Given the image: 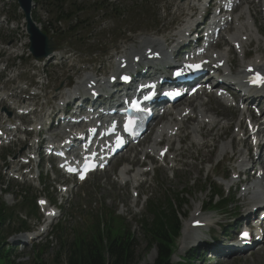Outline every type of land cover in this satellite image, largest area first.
<instances>
[{
  "label": "rangeland",
  "instance_id": "374dc122",
  "mask_svg": "<svg viewBox=\"0 0 264 264\" xmlns=\"http://www.w3.org/2000/svg\"><path fill=\"white\" fill-rule=\"evenodd\" d=\"M96 1L97 0H74L76 6L80 7L82 10L81 13L78 15V18L80 19V21L88 22V24L84 25L81 28L82 31L81 35L82 37L88 38L86 41L88 42L89 46L87 47L79 46L77 41H73L76 44V48H77V52L75 53L76 57L70 58L65 62L60 61L61 67L58 68L52 67L51 64H49L46 68L43 67L38 68V72L40 76L38 79L34 78L36 72L33 71V69H35V67H37L38 65H36V63L31 61L29 58H27V56L23 57L21 60H16L15 59L16 54L13 53V50L15 49L13 48V46L17 47L21 45L22 43L20 42V40H24L25 36L11 34L10 37H12L13 39L9 42V39H5L6 35L1 33L2 30H0L1 33L0 60L4 65L8 63L9 66H16L19 70L18 73L8 72L7 74L1 76L0 89L5 87L6 85L15 84L20 80L32 81V84L38 85L37 91L42 93L45 92L48 95V99L53 103V101H56L58 99L57 96L60 95L61 83L68 84L69 82H71L72 77L74 78L83 77L84 75L82 70L83 65L79 63L88 62L89 66L91 67L101 66L103 68L101 72H103L106 63L110 64L112 61V59L110 58V54L112 53V51L118 50L121 52L123 50L124 44H122L121 36L123 37L124 35V37H128L126 35L128 28H127V24L122 19L99 20L98 18H96L98 15H102L105 18L109 16V14L104 12L103 10H101L98 13V9H94L93 3ZM105 1H108L109 3L111 2L115 3V5L119 8L120 11L124 10V6L127 3V0H119L118 2H114L115 0H105ZM172 2L176 3V0H173ZM167 4L168 3H166V0H162V1L153 0V3L151 2L149 4V8L151 9L152 12L151 18L155 19V15H157V17L165 16L167 13H164L162 10L159 11L158 7L166 6ZM66 9H68V6H66ZM171 19L172 16H170L167 19L162 18L160 19L161 20L160 22H156L153 19H148L143 26L145 28L156 27V30L161 29L160 33L162 35H160L159 38L161 37V39L165 41L167 39L166 31L171 27V24L173 22L170 21ZM71 23L72 22H70V24ZM144 32L147 33V31ZM66 39H68V37L64 36L63 40ZM135 42L136 40H133L134 44ZM11 44H13V46ZM255 46H256V50H258V47H260L261 45L260 43L257 45L253 43L252 52L254 55L257 56L255 52ZM112 47H114V49H111ZM6 48H9L10 50L7 51L5 50ZM105 48L107 50V52H105L107 53V56L106 58H103L102 57L103 50ZM19 53L27 54V49L23 48L22 50H20ZM64 53H62L61 55H65ZM259 53L261 54L262 57H264V45L261 46ZM57 77L59 79L58 81H56ZM57 85L58 87H54ZM58 89H59V94L57 93ZM39 102L41 104L44 103L42 100H39ZM1 111L2 108L0 107V112ZM0 117H4V116L0 114ZM190 123L192 124L191 125L186 124V125L187 126L194 125V122H190ZM32 127L33 128L35 127L34 124ZM217 137L218 135L216 136V138ZM150 140L147 139L146 144L148 143V141L150 142ZM188 142L189 140L186 141V143ZM148 145L151 144L148 143ZM148 145L144 146V148H146ZM172 145H173L172 150L174 151L173 154H175L177 147H175L174 143H172ZM21 148H23V146H21ZM143 149L138 152L141 153ZM11 152H12L11 147L0 150V188L1 186H3L4 183L11 190H13L12 191L13 193L11 195H6L3 197L4 201L10 208L15 207L16 205H20L22 203V201L19 199V192L25 191V188L21 189V187H17L16 184L10 183V178L8 176L7 170L11 167L16 169L17 166L10 161L11 157H9L6 160H4V157L6 154ZM217 152L221 153V146L218 147ZM26 155L27 153L23 152V156L26 157ZM134 155L136 154H134V151H132L126 157L119 159L114 164L113 169H111V171L107 175L100 174L99 176L93 177L90 184H88L86 187L82 189L80 193V198L77 201V204L74 206L72 212L73 216H71L69 213L66 215L64 224L61 227V233L59 237L56 240L55 239H50L49 241L44 240L39 245H36L33 248L26 249L25 254L19 259V261L23 264H35L37 263L36 260H40V262H43L45 264H66V252L68 251V245L73 243V241L75 240V235H77L78 233H82V234L86 233L85 236L86 235L93 236L95 234L94 227L97 226L98 223L102 224L103 221L106 222V220L109 217H111L112 213H114V216L116 218H120L121 220H123L125 224L129 223L130 222L129 219L126 220L127 214L125 215L124 213L123 217L121 215L123 214L122 212L123 203H126V201L130 198L131 193L133 191L132 183L126 186L121 185L119 183L121 187L120 188L119 185L113 183L114 182L113 176L116 173V170H118L127 159L133 158ZM156 155L157 152L152 154L151 157H147L146 158L147 160H145V157L141 153V156L139 155L136 160L141 159V157L143 156L145 161L142 160L143 159L142 158L141 160L143 162L140 160L139 163L145 164L147 161H149V159L152 162H155L154 160L156 158ZM213 165H214V161L211 163L210 166ZM184 166L187 168L189 167L188 170L186 169L187 172L192 174L189 177H186L185 174L174 175L173 171L171 170L167 171L166 174L163 173L156 174L157 178L155 179L153 178L152 173L149 174L145 178L146 184L144 186V190L142 192V196L140 198V202L137 206V209L134 208L133 210L135 213L134 212L130 213L129 211L128 214L130 213L131 216L135 215L138 210L141 211L140 214L143 218L150 220L151 214L148 210L151 208V205L158 204L167 207V201H173L174 208L179 213L178 217L180 222H182V225L183 223L185 224L187 222L186 218L190 217V214L195 209H197L196 208L197 206H199L202 203L205 206L207 203H209V194L207 192V188L204 185L209 186L212 180H207L206 182L205 179L207 172L205 170L202 171V169L199 166H196V170H200V172H197L196 170L192 171L190 169V166L186 162L184 163ZM51 168H53L52 171ZM23 169H25V167ZM137 170L131 172V175L133 176ZM215 170L217 172L220 171L224 173L226 170V162H224L223 167H221L220 169L216 168ZM43 172L49 177H54L56 179L59 178L58 177L59 172L56 166L48 165ZM175 173L177 172L175 171ZM199 173H200V179H196V177H198L197 174ZM174 178L175 180H172ZM196 180H199V184L196 183ZM140 182L142 181H139L138 184H140ZM136 187L137 186L135 185V188ZM202 189L203 191L201 192L200 190ZM177 195H180L179 198L183 202L182 207H179L176 201ZM21 196H24V194ZM144 196H146V200H147L146 204L149 206L148 207L149 209L147 208V210H142L143 207L142 203ZM101 212H103V216H101ZM217 214L218 213H214V215ZM136 221L138 220L134 219V222L130 224V228L135 231V236L138 243V246H136V251H137L136 255L140 257L139 264H152L153 262L156 261L158 257L157 249L156 247L152 248L151 250L147 248L146 241L141 235V231L140 229H138L139 224ZM61 236H63V239H61ZM65 244H67V246L66 248L63 249ZM42 245L44 246V248L41 247ZM178 255L180 254L178 253ZM181 256L182 255H180L179 257ZM179 260H180L179 258H174L172 259L171 264H178L177 262ZM228 264H264V252L253 253L250 257L234 258Z\"/></svg>",
  "mask_w": 264,
  "mask_h": 264
},
{
  "label": "trees",
  "instance_id": "16d2710c",
  "mask_svg": "<svg viewBox=\"0 0 264 264\" xmlns=\"http://www.w3.org/2000/svg\"><path fill=\"white\" fill-rule=\"evenodd\" d=\"M173 208L168 210L153 211L154 218L151 222L143 223V238L146 241L147 248L151 250L156 247L158 257L153 264H170L171 242L173 236H178L180 225ZM8 209L0 204V226L4 224ZM109 231L95 234L87 242L81 239L83 235H77L74 242L68 245L66 252V264H139L136 246L137 239L130 231L119 229L114 232L111 227ZM127 232V233H125ZM64 245L63 249L66 248ZM35 264H45L36 260ZM0 264H16L11 259V253L0 246Z\"/></svg>",
  "mask_w": 264,
  "mask_h": 264
},
{
  "label": "bare ground",
  "instance_id": "6f19581e",
  "mask_svg": "<svg viewBox=\"0 0 264 264\" xmlns=\"http://www.w3.org/2000/svg\"><path fill=\"white\" fill-rule=\"evenodd\" d=\"M252 3L253 2H248V4H252ZM263 6H264V4H263ZM187 7L190 8V9H194V6H185V5L184 6H178V9L179 10H183V9H185ZM253 12L254 13L257 12L256 7L253 8ZM250 15H251L252 19H254V16L252 15V11L251 10H249V16ZM249 16H248V18H249ZM232 24L235 25V28L234 29L237 30L236 33H234L232 35V39H234V42H239L241 44V46H242L241 54H243V57H241L240 59L243 62L244 61V57L246 56L245 47H247L246 46L247 43H244L242 41L243 36H248V37H250V39L253 38V40L257 44L260 43V40H259V37L254 32V30H252L249 20H247V22H245V21L237 22V20H233ZM143 40L144 41H142V43H147V45L149 47L155 46V47L151 48V49L154 50L153 51L154 53L155 52H161L160 49H163V46H162V44L159 41H156V42L150 41L149 38H144ZM140 54H144L141 49L137 50L134 55H127L126 54V55L122 56V58L123 59H127V58H130L131 59V58H133L135 56H138ZM50 58H54L53 55ZM50 58H48L47 60H51ZM225 59H226V56L223 55V54H221V55H219V59L217 60V62H220V61L225 60ZM256 59L254 61H252L249 66L254 65V66H257V69L264 70V63H261L260 57H257ZM258 60H260V61L258 62ZM90 81L91 80H89L88 83ZM204 106H205V104L202 103V104L197 105L196 107H193V103H188V106L186 108L187 109L192 108L191 113L188 114L187 116H185L184 118L179 119V120H178L177 117H180L182 115V113L185 111V109L183 111L175 110L174 113H173V114H175L174 115L175 118H172L171 121H169V123H167L163 127V130H167L169 128H178V130L180 131V130L186 128V129L189 130V136L190 137H192L195 132H199L200 131V134H201L202 138L204 140L208 139L211 136V132L214 131V127H216L218 124H220V122L219 121H212L208 125L204 124L203 121L207 118L206 117V110L204 109ZM190 122H194V125L187 126L186 124H189V125L192 124ZM229 126H230L229 123L223 124L222 127H221L222 131H224V133H227V131L229 129ZM155 136L156 137H154L153 143L151 145H148L141 152L142 155L145 157V160H147L146 159L147 157H151V155L154 154L155 152H157V156H158V154L162 150H164V149H161V150H158L157 149V147H158V145L160 144V141H161V134H160V132H158V134H156ZM235 137H236V135L233 136V138H232L233 141H231V145H228L226 147H225V145H222L221 146V153H219V154H221L220 155L221 157H222V155H226L228 153L229 149L232 150V149L235 148V142H234ZM146 139H148V138H146ZM221 139H223V135H218L217 138H214V140H216V141H220ZM182 140L186 142L187 140H190V138L189 137H184ZM243 144L246 146V142L243 143ZM172 146H173L172 145V142H169L168 147L170 149H172ZM206 147H207V142H203L202 144H199V146H196V150H198V151L200 150V152L203 153V151H204V149ZM59 148L61 149V147H59ZM64 150H66V149H64ZM180 150H182L181 146H178L177 145V149L175 151V154H172V155H170L168 157L169 164L172 165L173 163L176 162L177 152H179ZM208 160H209V158L203 153L202 156H199V157L195 158V162H193L191 164L190 163H187V162L186 163L190 166V169L192 171H194V170H196V166H199L200 167V165H202L203 163H206V161H208ZM149 161H150V159H149ZM138 164L140 165V164H144V163H138ZM185 168L187 170L189 169V167L188 168L185 167ZM196 171L197 172H200V170H196ZM131 172H134V171L130 170L128 167H124L120 171V179H123V181L125 182V184L129 183L130 181H135V182L142 181V177L145 174L144 171H142L141 169H138L133 176L131 175ZM128 177L130 179H128ZM123 181L120 182L121 185H124L123 184ZM134 192H136V189H134ZM242 198H244L246 200V197L245 196H242ZM195 221H201V220H199L198 218H196V219L193 220V222H195Z\"/></svg>",
  "mask_w": 264,
  "mask_h": 264
},
{
  "label": "water",
  "instance_id": "95a60500",
  "mask_svg": "<svg viewBox=\"0 0 264 264\" xmlns=\"http://www.w3.org/2000/svg\"><path fill=\"white\" fill-rule=\"evenodd\" d=\"M21 4L23 5V8L25 10L28 23H32L29 17V14L27 13V3H29L28 0H20ZM29 32L31 34V41H32V49L43 50L47 46V42L32 28V26H29Z\"/></svg>",
  "mask_w": 264,
  "mask_h": 264
},
{
  "label": "snow or ice",
  "instance_id": "6c2138e0",
  "mask_svg": "<svg viewBox=\"0 0 264 264\" xmlns=\"http://www.w3.org/2000/svg\"><path fill=\"white\" fill-rule=\"evenodd\" d=\"M188 67L189 68L195 67V68L199 69V65H195V66L189 65ZM124 79L127 80L128 78L127 77H124ZM253 82L256 83V84H259L261 86H264V76H261L260 74H257V76L255 77V79H254ZM243 238L244 239H247L248 238V234L247 233H244L243 234Z\"/></svg>",
  "mask_w": 264,
  "mask_h": 264
}]
</instances>
